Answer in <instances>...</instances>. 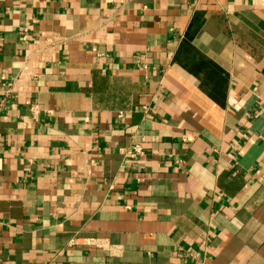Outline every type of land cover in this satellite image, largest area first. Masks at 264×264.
Masks as SVG:
<instances>
[{
    "label": "crops",
    "instance_id": "1",
    "mask_svg": "<svg viewBox=\"0 0 264 264\" xmlns=\"http://www.w3.org/2000/svg\"><path fill=\"white\" fill-rule=\"evenodd\" d=\"M0 264H264V0H0Z\"/></svg>",
    "mask_w": 264,
    "mask_h": 264
},
{
    "label": "built area",
    "instance_id": "2",
    "mask_svg": "<svg viewBox=\"0 0 264 264\" xmlns=\"http://www.w3.org/2000/svg\"><path fill=\"white\" fill-rule=\"evenodd\" d=\"M23 35H22V39L25 40L26 39V31L23 30ZM33 111H36V108L34 107L33 108ZM36 113V112H34ZM120 116V115H119ZM141 152V147L140 145L136 144V145H133L132 147H130V149L127 150L126 152V156L132 160L134 159L137 155H139Z\"/></svg>",
    "mask_w": 264,
    "mask_h": 264
}]
</instances>
